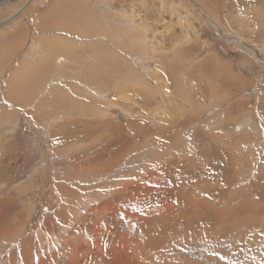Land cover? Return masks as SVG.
Wrapping results in <instances>:
<instances>
[{
	"label": "rangeland",
	"instance_id": "374dc122",
	"mask_svg": "<svg viewBox=\"0 0 264 264\" xmlns=\"http://www.w3.org/2000/svg\"><path fill=\"white\" fill-rule=\"evenodd\" d=\"M250 48L264 0L1 4L0 264H264Z\"/></svg>",
	"mask_w": 264,
	"mask_h": 264
},
{
	"label": "bare ground",
	"instance_id": "6f19581e",
	"mask_svg": "<svg viewBox=\"0 0 264 264\" xmlns=\"http://www.w3.org/2000/svg\"><path fill=\"white\" fill-rule=\"evenodd\" d=\"M13 1H16V0H13ZM82 2V1H81ZM3 3H5V2H3ZM3 3H2V5H3ZM1 5V4H0ZM78 7V6H77ZM24 9H25V7H21L20 9H19V11H18V14L19 13H23V11H24ZM209 20H210V23L213 25V27H214V29L224 38V39H226V40H233V38H232V36H230L227 32H225V30L223 29V27H221L220 25H218V24H215L210 18H209ZM25 26V25H24ZM74 32V31H73ZM232 45V44H231ZM233 46V45H232ZM15 47V46H14ZM17 47V46H16ZM6 49V48H5ZM243 49V48H242ZM250 49H252L251 50V52H250V50H248V52L250 53V55H252V56H254V58L256 59V60H258L261 64H264V59L260 56V54L255 50L254 51V49L253 48H250ZM246 51V50H245ZM25 82V81H24ZM32 83V82H31ZM91 83V82H90ZM70 118V117H69ZM242 203V202H241ZM138 252V251H137ZM212 261V260H211Z\"/></svg>",
	"mask_w": 264,
	"mask_h": 264
},
{
	"label": "water",
	"instance_id": "95a60500",
	"mask_svg": "<svg viewBox=\"0 0 264 264\" xmlns=\"http://www.w3.org/2000/svg\"><path fill=\"white\" fill-rule=\"evenodd\" d=\"M13 0H0V4H2L3 2H12ZM192 2V0H190ZM194 3V2H193ZM61 59L57 60V63H60Z\"/></svg>",
	"mask_w": 264,
	"mask_h": 264
},
{
	"label": "crops",
	"instance_id": "0c3cea01",
	"mask_svg": "<svg viewBox=\"0 0 264 264\" xmlns=\"http://www.w3.org/2000/svg\"><path fill=\"white\" fill-rule=\"evenodd\" d=\"M58 58L55 59V65H60L61 63H57Z\"/></svg>",
	"mask_w": 264,
	"mask_h": 264
}]
</instances>
